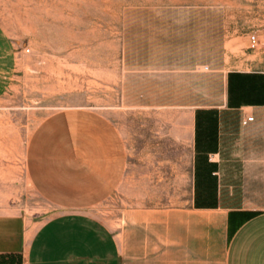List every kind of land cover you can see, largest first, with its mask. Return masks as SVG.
<instances>
[{
  "label": "crops",
  "instance_id": "crops-1",
  "mask_svg": "<svg viewBox=\"0 0 264 264\" xmlns=\"http://www.w3.org/2000/svg\"><path fill=\"white\" fill-rule=\"evenodd\" d=\"M197 80L149 101L161 108L153 134L170 144L131 157L98 108L19 104L16 50L0 31V264H264V69L228 68L217 92ZM185 134L186 199L148 202L184 198ZM119 188L127 205L101 209Z\"/></svg>",
  "mask_w": 264,
  "mask_h": 264
},
{
  "label": "rangeland",
  "instance_id": "rangeland-1",
  "mask_svg": "<svg viewBox=\"0 0 264 264\" xmlns=\"http://www.w3.org/2000/svg\"><path fill=\"white\" fill-rule=\"evenodd\" d=\"M0 31L16 50L19 104L40 115L98 108L119 125L131 157L170 144L153 134L161 108L149 101L189 94L192 76L203 94L220 90L228 68L264 69V0H0ZM180 151L183 182L175 186L184 198L148 202L186 199V134ZM127 202L119 188L100 206L111 212Z\"/></svg>",
  "mask_w": 264,
  "mask_h": 264
},
{
  "label": "built area",
  "instance_id": "built-area-1",
  "mask_svg": "<svg viewBox=\"0 0 264 264\" xmlns=\"http://www.w3.org/2000/svg\"><path fill=\"white\" fill-rule=\"evenodd\" d=\"M250 41H251V45H254L255 44V34H250ZM26 50H29V47H26ZM247 118H252V115H248Z\"/></svg>",
  "mask_w": 264,
  "mask_h": 264
}]
</instances>
